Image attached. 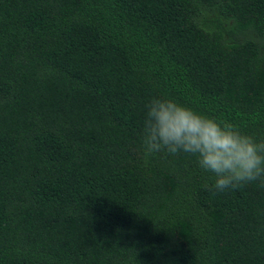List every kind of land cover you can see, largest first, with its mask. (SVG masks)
I'll return each mask as SVG.
<instances>
[{"label":"trees","instance_id":"16d2710c","mask_svg":"<svg viewBox=\"0 0 264 264\" xmlns=\"http://www.w3.org/2000/svg\"><path fill=\"white\" fill-rule=\"evenodd\" d=\"M153 98L264 139V0H0V264H264V187L145 159Z\"/></svg>","mask_w":264,"mask_h":264},{"label":"clouds","instance_id":"9594fccd","mask_svg":"<svg viewBox=\"0 0 264 264\" xmlns=\"http://www.w3.org/2000/svg\"><path fill=\"white\" fill-rule=\"evenodd\" d=\"M142 142L145 159L167 151L195 155L199 166L215 175L208 190L224 191L260 182L264 187V139L257 140L227 121L199 113L173 98H153L147 105Z\"/></svg>","mask_w":264,"mask_h":264}]
</instances>
